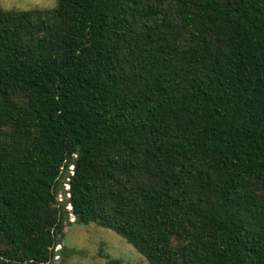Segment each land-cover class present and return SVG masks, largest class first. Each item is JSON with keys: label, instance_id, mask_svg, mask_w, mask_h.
I'll return each instance as SVG.
<instances>
[{"label": "trees", "instance_id": "trees-1", "mask_svg": "<svg viewBox=\"0 0 264 264\" xmlns=\"http://www.w3.org/2000/svg\"><path fill=\"white\" fill-rule=\"evenodd\" d=\"M69 214L149 264H264V0L0 8V264H54Z\"/></svg>", "mask_w": 264, "mask_h": 264}, {"label": "rangeland", "instance_id": "rangeland-1", "mask_svg": "<svg viewBox=\"0 0 264 264\" xmlns=\"http://www.w3.org/2000/svg\"><path fill=\"white\" fill-rule=\"evenodd\" d=\"M56 3L57 0H0V8L47 10L55 8ZM74 221V216L69 214L63 229L64 237L55 248L54 264H107L109 259H120L125 264H149L131 244L114 231Z\"/></svg>", "mask_w": 264, "mask_h": 264}, {"label": "built area", "instance_id": "built-area-1", "mask_svg": "<svg viewBox=\"0 0 264 264\" xmlns=\"http://www.w3.org/2000/svg\"><path fill=\"white\" fill-rule=\"evenodd\" d=\"M74 157L77 158V155H75ZM68 171H69L70 176H73V174H74V163H70L69 164ZM70 176L67 175L65 177V179L62 181V183H61L62 184V188H61L60 192L57 195V202L60 205L64 206L67 211L68 210L69 211L72 210V206L69 203V198L71 197L70 184H69Z\"/></svg>", "mask_w": 264, "mask_h": 264}]
</instances>
